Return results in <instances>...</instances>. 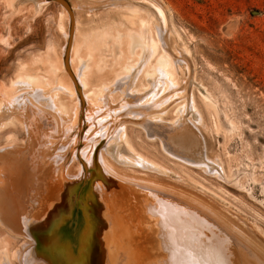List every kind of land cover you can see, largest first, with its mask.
<instances>
[{"label":"water","instance_id":"95a60500","mask_svg":"<svg viewBox=\"0 0 264 264\" xmlns=\"http://www.w3.org/2000/svg\"><path fill=\"white\" fill-rule=\"evenodd\" d=\"M4 2V35L30 5L58 21L0 80V264H264V226L183 169L239 180L165 3Z\"/></svg>","mask_w":264,"mask_h":264},{"label":"rangeland","instance_id":"374dc122","mask_svg":"<svg viewBox=\"0 0 264 264\" xmlns=\"http://www.w3.org/2000/svg\"><path fill=\"white\" fill-rule=\"evenodd\" d=\"M173 24L192 47L197 76L218 98L221 115L206 107L228 176L235 187L186 169L195 179L264 226V0H162ZM31 5L0 25V80L27 51L43 49L58 21L56 4L45 6L28 24ZM6 12L0 0V21ZM85 20V14H79ZM232 19L238 26L230 36ZM223 32V33H222Z\"/></svg>","mask_w":264,"mask_h":264}]
</instances>
